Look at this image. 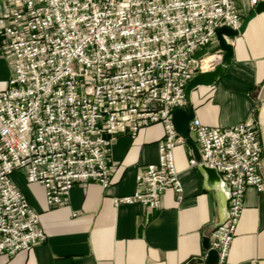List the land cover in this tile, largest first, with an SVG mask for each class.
<instances>
[{
	"label": "built area",
	"instance_id": "obj_1",
	"mask_svg": "<svg viewBox=\"0 0 264 264\" xmlns=\"http://www.w3.org/2000/svg\"><path fill=\"white\" fill-rule=\"evenodd\" d=\"M241 24L236 0H0V48L11 69L0 88V254L47 237L15 171L42 184L47 205L57 207L76 183L108 187L116 136L143 127L164 126L158 160L136 176L142 189L115 202L155 210L168 189L181 200L174 148L185 139L172 112L186 107L187 83L222 61L197 56L216 28ZM189 130L200 149L190 164L215 168L230 192L210 246L214 264H231L245 190H264L261 139L252 121L212 127L193 118Z\"/></svg>",
	"mask_w": 264,
	"mask_h": 264
},
{
	"label": "crops",
	"instance_id": "obj_2",
	"mask_svg": "<svg viewBox=\"0 0 264 264\" xmlns=\"http://www.w3.org/2000/svg\"><path fill=\"white\" fill-rule=\"evenodd\" d=\"M236 1L243 21L254 6L247 0ZM244 30L238 37L227 38L233 57L222 74L212 85L193 88L186 106L193 108V118L212 127L252 121L263 147L264 176V12L256 13ZM219 54L222 59L224 51L215 36L197 56L215 60ZM10 73L0 52V88ZM163 134V124L157 123L143 127L135 137L116 136L110 185L76 183L69 199L57 207L47 205L42 184L28 183L23 170L15 171L12 178L39 214L47 237L29 251L0 254V264H206L212 249L210 234L228 216L230 192L222 179L216 183L208 177L201 169L204 164H190V159L200 157L191 130L189 138L174 148L183 184L181 200L168 189L155 210L115 202L142 189L136 176L147 164L157 162V143ZM245 192L229 261L264 264V190L249 186Z\"/></svg>",
	"mask_w": 264,
	"mask_h": 264
},
{
	"label": "water",
	"instance_id": "obj_3",
	"mask_svg": "<svg viewBox=\"0 0 264 264\" xmlns=\"http://www.w3.org/2000/svg\"><path fill=\"white\" fill-rule=\"evenodd\" d=\"M264 12V1L258 2L254 9L247 14V16L242 21L241 26L238 29H234L230 26H221L216 28V36L218 39L219 46L223 49L224 54L222 56V61L211 71H201L197 75H195L186 85V97L189 98L190 92L193 88L203 85H212L215 80L222 74L225 69L226 63L230 58L233 57V45L227 38L238 37L242 34L247 26L248 22L256 16V13ZM194 116V111L191 106L186 107H177L172 112V121L174 122V126L179 135H181L184 139H188L190 122ZM200 158V157H199ZM206 172L209 178L215 179L216 183L221 182L220 174L216 171L215 168L208 167L205 164L201 168ZM208 256L205 260L206 264H214L217 260V251L214 249L208 250ZM200 263L203 261L200 260Z\"/></svg>",
	"mask_w": 264,
	"mask_h": 264
},
{
	"label": "rangeland",
	"instance_id": "obj_4",
	"mask_svg": "<svg viewBox=\"0 0 264 264\" xmlns=\"http://www.w3.org/2000/svg\"><path fill=\"white\" fill-rule=\"evenodd\" d=\"M0 52H2V55H3V57L5 58V60H6V57H5V54H4V52L2 51V49L0 48ZM6 62H7V60H6ZM9 66V65H8Z\"/></svg>",
	"mask_w": 264,
	"mask_h": 264
},
{
	"label": "bare ground",
	"instance_id": "obj_5",
	"mask_svg": "<svg viewBox=\"0 0 264 264\" xmlns=\"http://www.w3.org/2000/svg\"><path fill=\"white\" fill-rule=\"evenodd\" d=\"M206 60H207V59H206ZM206 60H205V61H206Z\"/></svg>",
	"mask_w": 264,
	"mask_h": 264
}]
</instances>
